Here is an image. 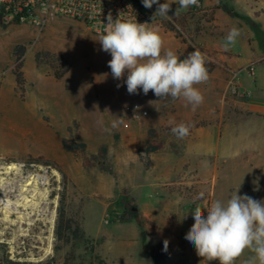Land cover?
<instances>
[{
  "label": "rangeland",
  "instance_id": "obj_1",
  "mask_svg": "<svg viewBox=\"0 0 264 264\" xmlns=\"http://www.w3.org/2000/svg\"><path fill=\"white\" fill-rule=\"evenodd\" d=\"M228 8L233 16L217 19L199 0L178 16L171 9L170 18H153L165 50L183 58L199 49L209 58L195 111L152 91L129 94L127 73L112 77L110 53L77 21L54 18L42 30L0 24V264H219L202 260L185 239L192 211L238 187L264 200V28L253 7ZM149 10L154 15L157 5ZM233 27L241 35L224 51ZM58 58L68 64L61 78ZM133 104L147 114L132 118ZM114 120L122 123L114 128ZM181 122L190 130L178 138L171 128ZM64 143L85 148L72 153ZM147 145L159 148L147 154ZM61 193L87 241L55 240ZM125 195L143 227L121 221ZM165 240L170 257L162 263L150 250Z\"/></svg>",
  "mask_w": 264,
  "mask_h": 264
},
{
  "label": "clouds",
  "instance_id": "obj_2",
  "mask_svg": "<svg viewBox=\"0 0 264 264\" xmlns=\"http://www.w3.org/2000/svg\"><path fill=\"white\" fill-rule=\"evenodd\" d=\"M142 4L145 8L157 5L153 18L156 15L171 17L168 0L165 3L142 0ZM178 4L175 16L180 14L181 9L193 5L199 7V0H178ZM121 17L122 13L113 19L109 13L97 39L102 50L112 57L108 61L112 77L122 80L127 73L124 83L129 94H139L142 90L147 95L152 91L159 101L183 99L186 106L191 105L195 111L204 102L197 85L206 84L210 78L206 54L195 49L181 58L173 50H165L159 26ZM240 35V29L231 28L224 38V51L235 45ZM118 123L122 121L114 120L112 127H117ZM189 130L190 126L183 122L171 128L178 138L188 135ZM239 188L227 199H216L204 208L197 206L192 211L194 223L185 239L194 245L197 256L206 262L236 264L237 259L248 251L252 255L244 264H264V200L240 195ZM167 247L168 241L165 240V251Z\"/></svg>",
  "mask_w": 264,
  "mask_h": 264
},
{
  "label": "built area",
  "instance_id": "obj_3",
  "mask_svg": "<svg viewBox=\"0 0 264 264\" xmlns=\"http://www.w3.org/2000/svg\"><path fill=\"white\" fill-rule=\"evenodd\" d=\"M111 13L116 19L122 13V19H135L138 23H151L154 19L149 8L142 0H0V24L35 25L44 29L54 18L66 17L81 23L92 35L99 37L103 23ZM138 104L129 108V114L136 119L146 115Z\"/></svg>",
  "mask_w": 264,
  "mask_h": 264
},
{
  "label": "trees",
  "instance_id": "obj_4",
  "mask_svg": "<svg viewBox=\"0 0 264 264\" xmlns=\"http://www.w3.org/2000/svg\"><path fill=\"white\" fill-rule=\"evenodd\" d=\"M219 8L223 10V12H225L228 16H233L231 10L225 5L221 4ZM15 54H16V60L19 61L22 54V49L16 51ZM58 61L64 63L65 69L62 70L61 72H55L54 73L55 78H61L68 68V64L65 63L61 58H58ZM20 80H21V76L20 74H18L17 82H20ZM63 147L65 150L69 152L77 153L79 151H82L85 148V145L83 143H74L71 145H67L66 143H64ZM158 148H159L158 145H147L144 148V152L150 154L152 152H155ZM104 152H105V148H101V153ZM121 203L123 205V212L122 215L120 216L121 221L124 222L134 221L139 227H143L146 220L143 217V215L138 211L134 199L128 198L127 195H125L123 196V198H121ZM64 205H65V195L64 193H61L59 199V206L57 208L55 227H54L55 240L60 241L62 244H68L71 241H77V240L87 241V239L84 238L83 232L81 231L78 222L66 214ZM168 249H169V244L167 247V251H165L164 241H161L151 249V252L153 254L154 259L161 260L168 257L169 255Z\"/></svg>",
  "mask_w": 264,
  "mask_h": 264
},
{
  "label": "crops",
  "instance_id": "obj_5",
  "mask_svg": "<svg viewBox=\"0 0 264 264\" xmlns=\"http://www.w3.org/2000/svg\"><path fill=\"white\" fill-rule=\"evenodd\" d=\"M159 2L165 3L166 0H161ZM201 2L203 4V6L210 8V9H213L215 11V15H216L217 19H223L225 16L227 18L231 17V16H228L225 12H223V10H221L219 8V6L221 4L225 5L226 7H230V5H233V6L248 5L249 7H253V10L255 11V13H258L256 16V20L259 21L261 23L262 28H264V0H201ZM168 3L171 4V9H173V10H176V8L179 7L178 0H168ZM182 10L183 9H181L180 11H182ZM218 26L219 25L216 22V25H215L216 35L222 30V28L220 29ZM150 252H151V250H150ZM168 252H169L168 257L161 259V260L154 259L152 252H151V254H152V257L154 260L160 261L163 263V262H166L168 260V258L170 257V246H169ZM125 264H140V262L137 260L136 261L128 260Z\"/></svg>",
  "mask_w": 264,
  "mask_h": 264
}]
</instances>
